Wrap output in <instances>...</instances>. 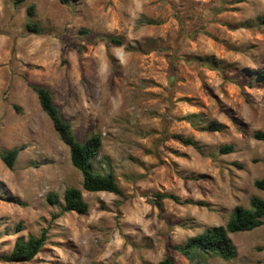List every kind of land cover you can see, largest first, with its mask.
Instances as JSON below:
<instances>
[{
	"label": "rangeland",
	"instance_id": "obj_1",
	"mask_svg": "<svg viewBox=\"0 0 264 264\" xmlns=\"http://www.w3.org/2000/svg\"><path fill=\"white\" fill-rule=\"evenodd\" d=\"M30 5L45 34L26 32ZM259 17L264 0H0V149L24 147L12 170L0 158V264H158L166 255L177 264H264V225L230 235V261L174 249L225 225L252 196L264 200L254 185L264 178V141L253 137L264 132V82L254 81L264 69ZM96 35L124 44L94 42ZM197 57L227 69L210 70ZM29 84L50 89L79 141L101 135L96 161L109 162L98 169L114 172L123 197L83 189ZM214 121L222 131L202 129ZM224 145L234 152L220 154ZM69 187L82 191L87 214L60 215ZM50 192L60 204L47 201ZM157 193L179 202L159 207ZM45 230L33 261H4L17 239Z\"/></svg>",
	"mask_w": 264,
	"mask_h": 264
},
{
	"label": "trees",
	"instance_id": "obj_2",
	"mask_svg": "<svg viewBox=\"0 0 264 264\" xmlns=\"http://www.w3.org/2000/svg\"><path fill=\"white\" fill-rule=\"evenodd\" d=\"M27 0H13L15 7H19ZM63 5L76 4L81 0H58ZM27 16L30 21L26 23V32L34 34H45V31L38 23L31 22V18L35 15L34 5L28 6ZM264 25V17H259L254 26L262 27ZM253 26V27H254ZM86 30H81L80 34H88ZM104 42L107 45L121 47L124 42L120 38L108 35H96L94 42ZM83 49V48H82ZM82 49H79L82 52ZM192 61L197 62L201 66L210 70L218 71L224 74L227 69L223 66L224 62L216 61L212 57H197ZM192 61H189L190 63ZM173 69V63L170 62ZM227 81V78H224ZM254 81L257 83L264 82V69L254 73ZM33 91L37 94L41 109L51 119L54 129L59 135L61 141L69 148L70 160L72 165L82 174L83 189L90 193L108 192L117 196L123 197L124 192L119 187L117 178L113 171H99L98 167L108 164L109 158L104 157L101 161H96L99 152L102 148V137L98 133L90 134L85 141H79L73 131L72 125L61 114L60 108L54 102V97L50 89L39 84H29ZM249 84V87H252ZM193 124L192 120L186 119ZM222 124L214 121L202 128L209 132H220L223 130ZM173 139L180 141L186 146H192L200 149L199 144L192 138L183 135H172ZM254 139L264 141V132L256 131L253 134ZM24 147L13 148L11 150L0 149V158L3 163L12 170ZM235 150L233 145H224L220 148V154H230ZM237 166L241 167L239 164ZM258 190L264 191V178L256 180L254 183ZM156 200L153 203L157 206L162 205V201L171 199L179 202V198L173 194L157 193ZM47 201L50 204H60L59 195L50 192L47 195ZM199 205L205 206L203 202H198ZM89 210L88 203L84 200L82 191L75 187H69L64 193V203L61 208L60 215L69 212L77 214H87ZM264 225V200L259 196H252L250 199V207L235 206L232 210L229 220L225 225L211 228L199 235L189 238L184 244L177 245L174 249L184 256H191L195 252L206 254H215L224 260L230 261L237 256V249L230 235L239 232H249ZM48 232L45 230L39 236H30L27 239H17L11 253L4 257L6 262L28 263L40 253L48 240ZM158 264H177L175 260L166 255ZM203 264V263H195Z\"/></svg>",
	"mask_w": 264,
	"mask_h": 264
}]
</instances>
